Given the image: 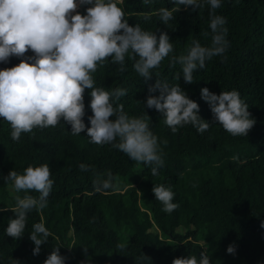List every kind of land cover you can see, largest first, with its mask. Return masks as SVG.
I'll return each mask as SVG.
<instances>
[{
	"label": "trees",
	"instance_id": "obj_1",
	"mask_svg": "<svg viewBox=\"0 0 264 264\" xmlns=\"http://www.w3.org/2000/svg\"><path fill=\"white\" fill-rule=\"evenodd\" d=\"M90 6L81 5L77 12L86 14ZM118 6L130 25L157 37L167 33L173 50L147 80L134 71V57L126 56L124 72L108 58L92 73L94 87L126 89L116 103L129 116L147 121L164 163L153 176L152 165L130 160L111 144L90 143L86 129L72 135L63 120L13 141L10 124L0 119V209L14 206L17 195H39L17 193L10 181L5 183L11 170L22 173L27 166L47 164L53 180L46 207L27 214L20 238L5 234L14 213L0 211V264H44L55 248L65 264L83 258L93 264H172L178 257L199 259L201 252L211 264H264V0H222L215 14L226 19L227 50L194 71L192 83L184 82L181 65L173 64L172 57L186 54L193 40L210 43L209 6L193 11L181 5L167 24L158 12L174 7L173 0H118ZM33 55L29 50L22 57L11 56L0 62V69ZM158 79L180 85L199 104L198 114L210 122L204 133L191 124L173 133L162 113L144 107L149 95L159 94L149 92ZM204 87L217 94L239 93L254 120L247 135L233 136L213 119L201 98ZM90 91H84L86 127L92 115ZM81 163L88 171L79 168ZM109 173L114 187L95 191L94 180ZM154 185L174 193L178 207L171 213L155 199ZM39 222L50 235L33 255L29 236ZM230 244L235 247L232 254L227 252Z\"/></svg>",
	"mask_w": 264,
	"mask_h": 264
},
{
	"label": "clouds",
	"instance_id": "obj_2",
	"mask_svg": "<svg viewBox=\"0 0 264 264\" xmlns=\"http://www.w3.org/2000/svg\"><path fill=\"white\" fill-rule=\"evenodd\" d=\"M173 2L174 7L159 9V19L164 24L181 5L191 6L193 11L209 6L210 43L202 45L199 40H193L186 54L172 57L173 64L181 65L184 82L192 83L194 71L204 69L206 61L223 56L227 50L226 19L215 14L222 0ZM78 3L91 5L86 8V14H73ZM169 40L167 33L157 37L138 24L130 25L118 0H0V62H7L11 56L22 57L29 50L34 54L13 67L0 69V119L10 124L13 141L19 140L22 133H30L37 127H55L63 120L70 125L72 135L86 129L90 143L111 144L130 160L152 165L151 172L155 176L164 163L157 137L143 117L129 116L123 105L116 103L126 95V89L118 87L109 91L94 87L92 73L108 58L124 72L126 56H130L135 58L134 71L147 80L152 70L172 52ZM85 89L91 90L90 127H86L83 120ZM157 91L158 95L147 97L144 107L162 113L164 124L173 133L187 124L199 133L209 128L210 122L198 114L199 104L189 98L180 85H169L158 79L149 88L150 93ZM201 98L209 104L213 119L231 135H247L253 126L248 106L236 90H222L217 94L204 87ZM79 168L88 171L86 164L81 163ZM4 180L5 183L10 181L17 193L35 191L39 194L38 197L17 195L14 206L0 209L14 213L5 234L17 239L25 231L27 214L46 207L53 180L47 164L27 166L22 173L11 170ZM93 183L97 192L114 187L110 173L107 178H97ZM152 192L164 212L171 213L178 207L173 202L174 193L165 186L154 185ZM49 235L44 223L33 224L29 236L35 245L33 255L39 254L40 246L48 241ZM227 252L234 253L235 247L230 244ZM44 264H65V257L55 248ZM172 264H211V261L201 252L199 259L178 257Z\"/></svg>",
	"mask_w": 264,
	"mask_h": 264
},
{
	"label": "built area",
	"instance_id": "obj_3",
	"mask_svg": "<svg viewBox=\"0 0 264 264\" xmlns=\"http://www.w3.org/2000/svg\"><path fill=\"white\" fill-rule=\"evenodd\" d=\"M78 264H92L90 261L86 260V259H82L79 261Z\"/></svg>",
	"mask_w": 264,
	"mask_h": 264
},
{
	"label": "rangeland",
	"instance_id": "obj_4",
	"mask_svg": "<svg viewBox=\"0 0 264 264\" xmlns=\"http://www.w3.org/2000/svg\"><path fill=\"white\" fill-rule=\"evenodd\" d=\"M119 1H122V0H119ZM80 7H81V5H79V3H78V7L74 10L73 13L77 12V11L80 9ZM147 226H148V225H147ZM161 235H162V234H161Z\"/></svg>",
	"mask_w": 264,
	"mask_h": 264
}]
</instances>
